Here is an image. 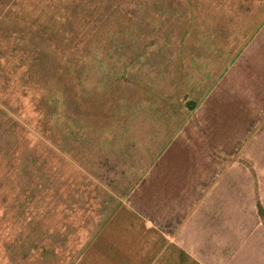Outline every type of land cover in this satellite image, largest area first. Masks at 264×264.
<instances>
[{
  "label": "rangeland",
  "instance_id": "rangeland-1",
  "mask_svg": "<svg viewBox=\"0 0 264 264\" xmlns=\"http://www.w3.org/2000/svg\"><path fill=\"white\" fill-rule=\"evenodd\" d=\"M21 1L0 0V264H61L172 137V89L199 100L236 35L209 33L214 0ZM261 40L233 88L264 119ZM249 136L264 169V122Z\"/></svg>",
  "mask_w": 264,
  "mask_h": 264
},
{
  "label": "crops",
  "instance_id": "crops-1",
  "mask_svg": "<svg viewBox=\"0 0 264 264\" xmlns=\"http://www.w3.org/2000/svg\"><path fill=\"white\" fill-rule=\"evenodd\" d=\"M214 1L224 21L209 33L244 36L227 39L230 64L199 100L172 89V137L133 186L107 193L95 223L61 247V264H264V169L248 137L264 119L233 88L264 38V0Z\"/></svg>",
  "mask_w": 264,
  "mask_h": 264
},
{
  "label": "trees",
  "instance_id": "trees-1",
  "mask_svg": "<svg viewBox=\"0 0 264 264\" xmlns=\"http://www.w3.org/2000/svg\"><path fill=\"white\" fill-rule=\"evenodd\" d=\"M12 2H13V4H11V5H7V8H5L2 12L4 13V12H8L7 11V9L8 10H10V9H12V7L14 6L16 9L19 7V5L22 3V1L21 0H12ZM1 12V13H2ZM1 13H0V15H1ZM8 17L7 16V13H4V16H2V17Z\"/></svg>",
  "mask_w": 264,
  "mask_h": 264
}]
</instances>
